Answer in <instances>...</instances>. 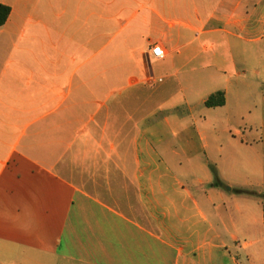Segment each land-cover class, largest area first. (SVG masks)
<instances>
[{
	"label": "crops",
	"instance_id": "crops-1",
	"mask_svg": "<svg viewBox=\"0 0 264 264\" xmlns=\"http://www.w3.org/2000/svg\"><path fill=\"white\" fill-rule=\"evenodd\" d=\"M0 5L10 10L0 26V264L248 260L264 200L221 172L235 171L241 145L218 144L214 135L231 131L195 118L185 91L212 64L194 66L180 41L257 42L264 0ZM217 92L224 105L206 107ZM229 101L227 90L209 93L200 113H223Z\"/></svg>",
	"mask_w": 264,
	"mask_h": 264
},
{
	"label": "rangeland",
	"instance_id": "rangeland-1",
	"mask_svg": "<svg viewBox=\"0 0 264 264\" xmlns=\"http://www.w3.org/2000/svg\"><path fill=\"white\" fill-rule=\"evenodd\" d=\"M183 54L194 50V66L212 64L207 73L197 70L185 94L194 99L196 119L206 118L220 130L229 129L230 134H215L218 144L227 147L229 141L241 145V150H234L239 158V164L233 173L228 166H220L225 176L237 175L246 180L245 190L253 192L250 201H263L264 195V36L254 43H243L222 33L195 36L184 35L180 41ZM206 47V50L202 48ZM230 47L229 52L225 51ZM240 51V52H239ZM227 90L229 106L222 113L201 114L199 99L215 91ZM182 119H188L182 116ZM238 133V134H236ZM236 135V136H234ZM234 136V138L232 137ZM243 145V147H242ZM232 149V146H229ZM232 151V150H231ZM246 159V160H243ZM215 174V172H214ZM216 177V176H215ZM226 184L232 189H238L232 178ZM260 194V196H258ZM254 243L247 249L248 260L240 252V264H264V229L260 233L246 238Z\"/></svg>",
	"mask_w": 264,
	"mask_h": 264
},
{
	"label": "trees",
	"instance_id": "trees-1",
	"mask_svg": "<svg viewBox=\"0 0 264 264\" xmlns=\"http://www.w3.org/2000/svg\"><path fill=\"white\" fill-rule=\"evenodd\" d=\"M9 8L3 5H0V26H2L8 15H9ZM224 105V95L222 92H217L211 95L205 102V106L208 108L213 107H221Z\"/></svg>",
	"mask_w": 264,
	"mask_h": 264
},
{
	"label": "built area",
	"instance_id": "built-area-1",
	"mask_svg": "<svg viewBox=\"0 0 264 264\" xmlns=\"http://www.w3.org/2000/svg\"><path fill=\"white\" fill-rule=\"evenodd\" d=\"M151 56L155 59H161L163 57V52L158 45H154L150 48Z\"/></svg>",
	"mask_w": 264,
	"mask_h": 264
}]
</instances>
